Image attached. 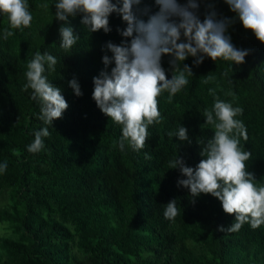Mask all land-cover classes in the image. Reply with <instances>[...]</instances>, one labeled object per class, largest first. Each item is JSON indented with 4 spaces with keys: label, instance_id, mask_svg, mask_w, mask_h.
<instances>
[{
    "label": "trees",
    "instance_id": "obj_1",
    "mask_svg": "<svg viewBox=\"0 0 264 264\" xmlns=\"http://www.w3.org/2000/svg\"><path fill=\"white\" fill-rule=\"evenodd\" d=\"M56 2L27 0L31 26L10 29L14 35L7 40L3 30L10 25L0 13V164L7 162L0 173V264H264V224L218 231L235 223L234 215L225 214L210 194L193 202L188 190L177 186L185 178L179 169H168L176 153L186 166L199 163L196 141L213 135L202 113L214 102L208 89L216 88L221 100L243 108L237 119L248 132V140L240 141L252 153L247 170L264 184V44L243 28L224 0H198L201 20L210 4L217 18L232 20L226 34L235 47L250 50L245 62L205 57L195 65L196 57L186 58L182 64L191 67L193 76L170 103L167 92L158 97L162 122L149 126L144 148L126 145L121 151V125L100 111L92 91L93 77L104 70L102 57L111 56L106 43L126 39L117 31L126 24L112 13L110 32L90 33L80 14L69 17L80 39L66 51L60 47L58 29L65 22L55 19ZM134 10L146 21L158 6L141 0ZM36 51L57 58L56 70L45 75L68 103L52 125L39 119L31 90H22L26 64ZM170 59L161 57L168 78ZM206 75L216 80L204 84ZM73 78L83 93L79 97L68 84ZM179 124L188 129L191 143L168 137ZM43 127L50 132L43 138L44 149L28 152L34 132ZM172 199L181 214L169 220L163 211Z\"/></svg>",
    "mask_w": 264,
    "mask_h": 264
},
{
    "label": "clouds",
    "instance_id": "obj_2",
    "mask_svg": "<svg viewBox=\"0 0 264 264\" xmlns=\"http://www.w3.org/2000/svg\"><path fill=\"white\" fill-rule=\"evenodd\" d=\"M141 0H57L55 19L65 22L59 29L60 47L70 51L80 36L68 24L69 17L81 15V25L90 33L103 30L111 31L109 16L117 13L126 27L117 29L122 39L119 44L106 43L111 56L104 55V70L93 77L92 99L100 111L116 124L121 125L118 146L121 151L125 146L133 150L144 148L148 139V128L162 122L158 108V97L167 92V101L189 83L193 76L192 69L182 64L189 56L196 57L195 65L205 57L216 61L222 58L235 64L245 62L250 50L235 47L227 30L232 23L227 17L217 18L213 5L199 18L198 0H154L158 11L140 19L134 10ZM230 10L237 14L243 28L250 30L255 38L264 44V0H224ZM48 8L49 5H42ZM147 13V9L144 10ZM0 13L7 16L9 27L3 30L7 40L14 35L10 29L31 26L33 16L27 0H0ZM183 37V40L181 39ZM171 57L169 66L171 78L166 75L161 65V57ZM58 60L48 52L36 51L26 64L24 73L26 83L22 90H31V99L39 105V119L45 125H52L62 118L68 103L61 89L49 81L46 71H55ZM110 64H114L108 71ZM227 78L228 73L221 74ZM216 80L214 75H206L202 81L208 84ZM69 87L77 97L83 93L76 78L71 79ZM216 88H209L213 97L211 107L203 110L204 124L211 126L213 135L210 139H197L201 146V159L195 167L186 166L183 158L168 161V169H179L184 179L177 180V186L188 190L193 198L201 194H210L216 198L225 214L234 215L235 223L228 227L218 226V231H238L245 223L255 229L264 224V184L258 183L254 174L247 170V161L252 153L241 146V139L248 140L246 125L238 116L243 108L221 100ZM48 127L34 132V140L27 146L30 153L44 149L43 138L48 137ZM169 138L177 137L180 142L191 143L188 129L181 124L175 131L167 133ZM147 158V156H146ZM7 170V162L0 164V173ZM181 214L177 200L165 204L163 215L173 220Z\"/></svg>",
    "mask_w": 264,
    "mask_h": 264
}]
</instances>
